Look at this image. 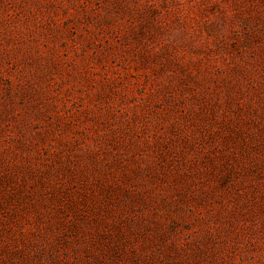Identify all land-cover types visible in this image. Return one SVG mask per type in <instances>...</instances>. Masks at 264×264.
Segmentation results:
<instances>
[{"label": "rangeland", "instance_id": "374dc122", "mask_svg": "<svg viewBox=\"0 0 264 264\" xmlns=\"http://www.w3.org/2000/svg\"><path fill=\"white\" fill-rule=\"evenodd\" d=\"M0 264H264V0H0Z\"/></svg>", "mask_w": 264, "mask_h": 264}]
</instances>
